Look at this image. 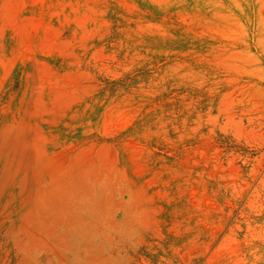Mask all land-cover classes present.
<instances>
[{"label": "rangeland", "instance_id": "rangeland-1", "mask_svg": "<svg viewBox=\"0 0 264 264\" xmlns=\"http://www.w3.org/2000/svg\"><path fill=\"white\" fill-rule=\"evenodd\" d=\"M0 264H264V0H0Z\"/></svg>", "mask_w": 264, "mask_h": 264}]
</instances>
